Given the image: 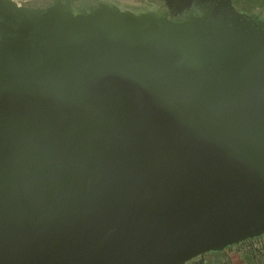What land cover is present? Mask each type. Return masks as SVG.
<instances>
[{
  "label": "water",
  "instance_id": "1",
  "mask_svg": "<svg viewBox=\"0 0 264 264\" xmlns=\"http://www.w3.org/2000/svg\"><path fill=\"white\" fill-rule=\"evenodd\" d=\"M50 1L0 0V264H178L261 228L264 22Z\"/></svg>",
  "mask_w": 264,
  "mask_h": 264
},
{
  "label": "flooded vegetation",
  "instance_id": "2",
  "mask_svg": "<svg viewBox=\"0 0 264 264\" xmlns=\"http://www.w3.org/2000/svg\"><path fill=\"white\" fill-rule=\"evenodd\" d=\"M77 0L74 5L77 7H84L96 5L100 3L120 4L121 0ZM51 3L50 0L38 4H31L37 8H47ZM117 6V5H116ZM234 8L240 13L248 16H256L264 22V10H245L241 8L237 2L233 1ZM119 8V7H118ZM128 11L136 13L133 9L128 8ZM165 16L176 23L185 22L182 17H171L168 9L163 7L161 10ZM142 13V12H140ZM137 14V13H136ZM187 13L185 15H189ZM196 17H200V13H195ZM2 63L0 62V81L2 71ZM261 228L248 232L245 236L233 238L226 242H215L212 247L197 253L196 255L178 263V264H264V217L259 220Z\"/></svg>",
  "mask_w": 264,
  "mask_h": 264
},
{
  "label": "trees",
  "instance_id": "3",
  "mask_svg": "<svg viewBox=\"0 0 264 264\" xmlns=\"http://www.w3.org/2000/svg\"><path fill=\"white\" fill-rule=\"evenodd\" d=\"M234 2H239L241 0H233ZM41 3V2H40ZM38 4V3H34ZM122 11H128L127 9H133L136 13L143 12L145 10H161L163 7L165 8L164 0H121V3L118 5Z\"/></svg>",
  "mask_w": 264,
  "mask_h": 264
},
{
  "label": "rangeland",
  "instance_id": "4",
  "mask_svg": "<svg viewBox=\"0 0 264 264\" xmlns=\"http://www.w3.org/2000/svg\"><path fill=\"white\" fill-rule=\"evenodd\" d=\"M237 3L245 10H264V0H241Z\"/></svg>",
  "mask_w": 264,
  "mask_h": 264
},
{
  "label": "built area",
  "instance_id": "5",
  "mask_svg": "<svg viewBox=\"0 0 264 264\" xmlns=\"http://www.w3.org/2000/svg\"><path fill=\"white\" fill-rule=\"evenodd\" d=\"M44 1H48V0H31V2H26V3H18L19 5H22V6H29L31 4H34V3H40V2H44ZM16 2V1H15Z\"/></svg>",
  "mask_w": 264,
  "mask_h": 264
},
{
  "label": "crops",
  "instance_id": "6",
  "mask_svg": "<svg viewBox=\"0 0 264 264\" xmlns=\"http://www.w3.org/2000/svg\"><path fill=\"white\" fill-rule=\"evenodd\" d=\"M17 3H26V2H31V0H14Z\"/></svg>",
  "mask_w": 264,
  "mask_h": 264
}]
</instances>
